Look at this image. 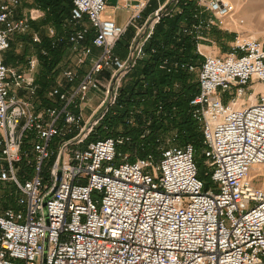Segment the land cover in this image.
I'll use <instances>...</instances> for the list:
<instances>
[{"label": "built area", "instance_id": "2783aa9c", "mask_svg": "<svg viewBox=\"0 0 264 264\" xmlns=\"http://www.w3.org/2000/svg\"><path fill=\"white\" fill-rule=\"evenodd\" d=\"M183 1L170 0L141 27L137 15L122 28L104 19L106 0H73L70 28L61 36L49 29L53 45L67 44L73 54L74 66L60 75L68 88L59 85L49 94L60 108L37 110L39 58L18 72L3 56L39 11L23 17L17 13L23 0H0V183L18 194L17 209L0 201V264H264L263 42L237 36L225 57L206 56L200 69L182 57L159 61L168 75L199 70L189 114L203 134L212 187L200 177L194 146H175V134L158 140V157L140 158L128 149L133 140L126 135L90 141L117 107L124 81L156 55L155 48L146 51L156 26L170 12L182 14ZM196 1L195 24L184 22L177 42L184 36L202 42V9L222 19L234 13L224 0ZM130 27L136 37L122 58L116 47ZM197 53L203 56L199 45ZM91 93L101 102L86 119ZM222 94L232 99L226 103ZM157 113L165 114L162 103ZM127 124H137L134 112ZM22 164L31 177L20 176Z\"/></svg>", "mask_w": 264, "mask_h": 264}, {"label": "trees", "instance_id": "16d2710c", "mask_svg": "<svg viewBox=\"0 0 264 264\" xmlns=\"http://www.w3.org/2000/svg\"><path fill=\"white\" fill-rule=\"evenodd\" d=\"M25 2H31L32 6L45 12L46 16L39 22H31L28 34H16L13 37L14 40L11 41L10 49L4 54L3 61L7 67H13L14 64L26 65L31 57H38L40 66L37 72V83L40 90L36 101L37 110L48 107L60 108V100L51 99L49 94L60 85L58 79L65 65L70 61V46L67 44L53 45V40L49 36V28H56L59 34H63V24L71 19L73 0H25ZM196 6L195 1L188 3L183 1L180 5L182 14L163 18L157 25L147 48L148 51L155 48L156 55L154 57L152 55L151 62L139 65L125 80L119 103L113 110L117 113L115 115L114 112L108 114L101 128L97 130V135H91L90 141L126 135L132 137L133 140L128 149L132 152L136 151L140 158H145L151 153L158 157L160 145L158 140L163 139L162 137L171 131H178L180 147L189 144L194 146L200 177L208 189L211 179L205 175V160L202 156L203 134L199 125L189 114V101L193 95L198 93L197 84H190L189 76L185 74L186 76L182 78L184 95L178 96L174 90L169 94L166 93L165 88L171 86L176 78L160 71L158 64L163 57H182L184 60L194 63L203 61L202 57L195 55L196 43L191 38L184 36L180 43L176 42L177 33L184 22L192 24ZM35 35L39 36L40 43L34 42ZM121 44L122 40L119 41L116 50L120 56H122V52L119 51ZM19 46L22 48L21 53H17ZM144 84H147L148 87L145 88ZM160 103L165 107L164 115H157V105ZM173 105L177 107L178 118L171 111ZM130 112L136 113L137 124L135 126L127 124ZM148 122H151L150 125ZM119 127L124 128L123 134L118 132ZM144 132H148V137L141 140ZM29 146L27 144L26 147ZM135 160L134 157L131 159V161ZM24 173L25 170H21L20 176L22 177ZM29 174L31 177V171Z\"/></svg>", "mask_w": 264, "mask_h": 264}, {"label": "rangeland", "instance_id": "374dc122", "mask_svg": "<svg viewBox=\"0 0 264 264\" xmlns=\"http://www.w3.org/2000/svg\"><path fill=\"white\" fill-rule=\"evenodd\" d=\"M184 1L186 3L190 2V1L197 2L196 0H184ZM224 1L230 2L233 5L234 4H240L242 6V5L245 4V2L247 0H224ZM31 4H32L31 2H25V0H23L22 4L17 9V13L20 16H23V17H30L33 12L39 11V13H35V15H34L35 17H38V19L35 20V21H31V22H39V21L43 20L45 18V16H46L45 12H43L40 9H38L37 7L32 6ZM239 9H240V7L238 6V10ZM169 10L170 11H174V7H172ZM196 10H197V8H196ZM238 10L234 6V13L232 14V16L231 17H228V18H223L222 19V18H219V17L215 16L214 14H212L210 12V10L207 11L205 8L202 9V20L204 22H206V24L204 25V28H203V31H202V34H203L202 35L203 36L202 42H200V43L197 44L192 39L196 43V52H195V55H197L199 57H202L203 58V61L205 60V57L206 56L225 57L230 52L231 46H232V44H233V42H234V40H235V38L237 36L249 37V38H256V39H258V40H260L261 42L264 43V9L259 8L258 11H250V12H247L245 14L242 13V12L239 13ZM170 13H171V16L170 17L175 16V15H178L176 13H174V14L172 12H170ZM195 13H196V11H195ZM194 15L195 14L193 13L192 24H195V16ZM117 17L118 18H122L123 17V14L120 13V12H118ZM232 17H233V19H235V22L232 20ZM207 23H210L211 26L210 27H207ZM87 26L89 27L88 24H87ZM62 28H63L62 32L64 34L65 31L70 28L69 22H66L65 24H63ZM49 29H51V28H49ZM53 29H55L57 31V33H58V30L56 28H53ZM29 31H30V28L28 29L27 32H24V33H21V34H18V35L28 34ZM154 33H155V30H154ZM61 35L62 34H59V36H61ZM12 40H14V38ZM150 41H149V43H150ZM180 41L178 43H180ZM122 42L125 43L126 42L125 39L122 40ZM149 43H148V45H149ZM148 45H147V48H148ZM198 45L201 48V51L203 53V56L202 55H199L197 53ZM120 47L121 46L119 45V51L122 52L121 55L123 57L120 56V55H118L116 52L115 53L118 56L122 57V58H126V56L129 54L128 51H127V49H126V47H123V49H121L122 47L121 48ZM117 49H118V47H116V50ZM21 50H22L21 46L17 47V53H21ZM146 51H148V49ZM149 52H151V49H149ZM71 57H73V54L72 53H70L69 59H71ZM185 61H188V60H185ZM198 61L200 62L199 59H198ZM203 61H201V63ZM149 62H151V60H148L147 61V63H149ZM188 62L189 63H192V64H196L198 66V68L200 69L201 63H194L193 61H188ZM142 63H146V62L143 61V62H140L138 64L141 65ZM158 64H160V63H158ZM26 66H27V64L26 65L14 64L13 67H8V68L14 69V70H16L18 72H23V71L26 70ZM73 66H74V61L71 60V61L68 62V64L65 65L64 69L67 68V67H73ZM185 74H187V73L173 72L172 74L168 75V76L174 77L176 79L174 80V82L172 83L171 86H167V87H169L171 89V91L172 90L175 91V89L173 87L176 88V85H178L179 86V89H178V91H175V93L178 96L179 95L180 96L184 95V88H183L184 87V84L182 83L183 82V79L182 78L184 76H186ZM198 75H199V70H198L197 73L188 74L189 79H190L189 83L190 84H196L197 81H198ZM58 80H59L60 85L63 88L66 89V85L67 84L64 83V82L61 83L60 78ZM123 85H124V83H123ZM260 90H261V87L260 86H257L256 87V91L258 92ZM222 95H223L224 101L226 103L229 100L232 99V97L230 96V94H222ZM89 97H90L91 100L88 101V104L85 106V109H84L85 110V117H86V119H88L90 117V115H92L93 112L96 111V107L101 102V97H99V95H97V94L91 93ZM113 110L111 112H114ZM171 111L175 114L174 116L177 117V115H176V113H177V107H174V105H173V108H172ZM101 112H99L96 117H99L101 115ZM116 113H117V111H115L113 114L115 115ZM130 114H131V112H130ZM130 114H129V116H130ZM134 114L136 116V113H134ZM157 115H159V114L157 113ZM107 116H108V114H107ZM106 117L95 128V132L93 134H96L97 135V130H99V128H101V126L103 125L104 121L107 119ZM176 117H174V118H176ZM118 132L121 133V134H123L125 132V130H124L123 127H119ZM145 134L146 133L144 132L143 135L141 136V140H144L146 137H148V134H147L145 138H142ZM174 134L177 136V142H175L174 145L175 146H179L178 145V139H179V132L178 131H171L170 133L165 134L162 137L163 139H161L160 142L161 143H165L167 141V139H170ZM28 138H31L30 142L33 141V135H32V133H29L28 134ZM162 140H164L165 142H163ZM59 141H60L59 138H57L55 140V144L57 142H59ZM30 142H29L30 147L28 148L29 151H31V143ZM162 145H165V144H162ZM53 147L55 148V146H53ZM53 161H54V159H52L49 162V165H51L53 163ZM27 162H28V160L26 159V163ZM204 164H205V168H206V171H207L208 170V167L206 166L205 161H204ZM24 169H25V172H30L31 171V170L30 171L28 170V167H27L26 164L24 165ZM47 169H48V166L45 169V173H44V176L45 177H48V170ZM205 175H206V173H205ZM212 186H213V184L210 183L209 187H212ZM17 195L18 194H17L16 190L14 189V187L11 184L0 183V201L3 203L4 207L7 206V208L17 209V205H16Z\"/></svg>", "mask_w": 264, "mask_h": 264}, {"label": "crops", "instance_id": "0c3cea01", "mask_svg": "<svg viewBox=\"0 0 264 264\" xmlns=\"http://www.w3.org/2000/svg\"><path fill=\"white\" fill-rule=\"evenodd\" d=\"M146 1L148 3L147 7L143 10H140L138 6L140 3L145 2V0H106L107 8L104 13V19L114 22L119 27L126 28L129 26L130 22L137 15H140L141 18L137 21L136 27H141L143 26V24L151 20L157 11L161 10L165 6L167 7L168 5L170 6V0H146ZM254 3H258L260 5V8L264 9V0H247L245 4L242 6L240 4H235V5L237 7V10H238V6L240 7V9L238 10L239 13L242 12L245 14L250 11H256L255 9L252 8V5ZM118 12L123 14L122 18L117 17ZM135 35H136V29L130 27L128 29L127 34L122 39V40L125 39L126 42L125 43L122 42L121 49H123V47H126L127 49L131 44ZM95 53L98 52L96 51Z\"/></svg>", "mask_w": 264, "mask_h": 264}, {"label": "water", "instance_id": "95a60500", "mask_svg": "<svg viewBox=\"0 0 264 264\" xmlns=\"http://www.w3.org/2000/svg\"><path fill=\"white\" fill-rule=\"evenodd\" d=\"M61 177H62V174L59 173V175H58V184H57V186H56L55 189H54V193H55V192L57 191V189H58V186H59V182H60V180H61ZM51 197H52V195H50L49 197L46 198V200H45V202H44V207H46L47 202L51 199ZM47 249H48V246H47V244H46V253H47ZM45 259H46V257H45Z\"/></svg>", "mask_w": 264, "mask_h": 264}, {"label": "bare ground", "instance_id": "6f19581e", "mask_svg": "<svg viewBox=\"0 0 264 264\" xmlns=\"http://www.w3.org/2000/svg\"><path fill=\"white\" fill-rule=\"evenodd\" d=\"M253 2V1H252ZM252 2H250V3H252ZM234 6L236 7V5L234 4ZM247 6V5H246ZM252 8L253 9H255L256 11H258V9L260 8V5L258 4V3H254L253 5H252ZM236 9H237V7H236ZM247 10V9H246ZM232 20L235 22V20L233 19V17H232ZM256 39V38H255ZM253 101H255V99L253 98Z\"/></svg>", "mask_w": 264, "mask_h": 264}]
</instances>
